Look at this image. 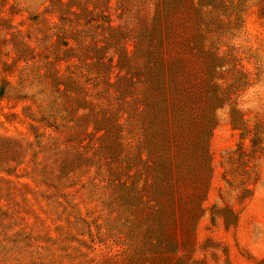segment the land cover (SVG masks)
<instances>
[{
  "label": "rangeland",
  "instance_id": "1",
  "mask_svg": "<svg viewBox=\"0 0 264 264\" xmlns=\"http://www.w3.org/2000/svg\"><path fill=\"white\" fill-rule=\"evenodd\" d=\"M0 264H264V0H0Z\"/></svg>",
  "mask_w": 264,
  "mask_h": 264
}]
</instances>
